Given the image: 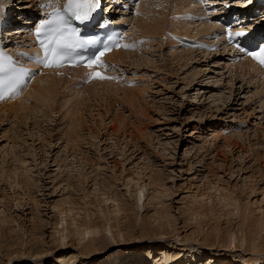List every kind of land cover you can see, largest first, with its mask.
<instances>
[{
	"label": "rangeland",
	"instance_id": "obj_1",
	"mask_svg": "<svg viewBox=\"0 0 264 264\" xmlns=\"http://www.w3.org/2000/svg\"><path fill=\"white\" fill-rule=\"evenodd\" d=\"M7 1L24 13L53 0ZM140 3L138 12L154 10L133 15L138 25L159 16L166 29L179 20L174 0ZM22 16L13 15L9 38ZM182 21L187 30L205 27L202 34L212 23ZM137 23L127 73L111 81L120 90L86 91L75 78L50 103L30 98L21 114L0 115V264L85 260L92 244L102 249L94 264L264 256V82L222 51L169 49L165 31L144 34Z\"/></svg>",
	"mask_w": 264,
	"mask_h": 264
},
{
	"label": "bare ground",
	"instance_id": "obj_2",
	"mask_svg": "<svg viewBox=\"0 0 264 264\" xmlns=\"http://www.w3.org/2000/svg\"><path fill=\"white\" fill-rule=\"evenodd\" d=\"M168 1V0H167ZM194 0H174V9H173V11H175V12H180V11H182V12H184L185 14H186V16L184 17V18H182L183 20H186L187 22H189L190 20H192V21H195V19H196V16H195V14H198V13H200V14H202L201 13V11L203 10V8H202V6H200V7H198L197 9H200L201 8V10H199V11H192L193 10V8H192V2H193ZM244 1V5H249L250 4V2H251V0L250 1H248V0H243ZM154 2H156L155 3V5H154V7H156L157 5H164V4H162V0H154ZM196 2V1H195ZM0 3H2V2H0ZM196 3H198V2H196ZM50 4H53V3H50ZM2 5H3V9H9L10 7L9 6H11L12 4L11 3H9V1H7L5 4H3L2 3ZM150 5V6H149ZM148 6H146L147 8V10H149V11H152V10H154V9H151L153 6L151 5V4H149ZM45 6V5H44ZM47 7V6H46ZM46 7H43L42 8V10L44 9V8H46ZM158 7V6H157ZM1 8V7H0ZM143 8V7H142ZM3 9H1L2 10V13L3 14H5L4 12H3ZM196 9V8H195ZM196 9V10H197ZM138 10V9H137ZM162 10V9H161ZM6 12V11H5ZM162 12H164V11H162ZM147 13V11L145 10L143 13L141 12L140 14L142 15V14H144V15H150V14H146ZM237 13V12H236ZM162 14V13H161ZM204 14V13H203ZM0 16H1V13H0ZM142 17H143V15H142ZM142 17H141V19H142ZM162 17H164V14H163V16ZM138 18V17H137ZM136 18V19H137ZM140 18V17H139ZM138 18V19H139ZM160 18H161V16H160ZM135 19V20H136ZM165 19V18H164ZM182 19L180 18V21H177V20H174L173 22H175V21H177V22H175L176 24H175V26L171 29L172 31L173 30H175V31H177V32H179V33H189V31L187 30V28H185L184 26H182ZM199 19V18H198ZM197 20V19H196ZM7 21V19H6V16H4L3 18H2V23L3 22H6ZM144 20H142V21H140L139 22V25L141 24V28L143 29V31L141 30V32H144V30H146L147 31V33L148 32H152V36H155V35H153V33H156V34H158V36H160L163 32H164V30H165V27H162V24L163 23H161V21H160V19H159V16H156V17H153V19L152 20H150V22H146V21H144ZM164 22H166V20H163ZM162 21V22H163ZM168 21V20H167ZM130 22H132V20L130 21ZM137 23V21H134V23ZM187 24V23H186ZM216 24V22H213V24L211 23V25H210V27L208 28V30L209 29H211L212 30V28H215V25ZM137 25H138V23H137ZM139 25H138V27H139ZM205 25H207V24H205ZM164 26V25H163ZM196 26H199V25H196ZM203 26V25H202ZM211 26H212V28H211ZM23 27H24V29H26V27H25V25H23ZM199 28V27H198ZM198 28H196L197 30H195V32L196 33H192L193 35H195V36H197L198 35V31H200V30H203V29H205V27L203 28V29H201V27H200V30H198ZM23 29V30H24ZM21 30V29H20ZM206 31V30H205ZM210 31V30H209ZM135 32V31H134ZM10 33V32H9ZM147 33H146V35H147ZM143 34V33H142ZM144 34H145V32H144ZM164 34H165V32H164ZM157 37V36H156ZM161 41V40H160ZM153 42V41H152ZM152 42H150V43H152ZM170 42L171 43H176V41H172V40H170ZM8 46H9V44H7L5 47L6 48H8ZM159 48V47H158ZM191 50H193V49H188V52L189 51H191ZM207 52V51H206ZM205 52V53H206ZM209 52V51H208ZM190 53H193V51H191ZM131 53H129L128 52V50L127 51H122V48L121 49H118V50H115V51H112L111 53H109L108 54V56H107V58H106V60H107V62H110V65L113 67V69H117V67L116 66H113V65H115V63L119 66V69L120 70H122V68L120 67V65H119V62H124V61H126L127 59H129V58H126V55H130ZM133 54V53H132ZM127 56V57H128ZM132 56V55H131ZM134 56V55H133ZM115 61V62H114ZM126 63V62H125ZM232 65H237V63H232ZM124 66V65H123ZM233 66V67H234ZM238 68H240V70L242 69V70H245L247 73L249 72V73H252L254 76H256V79L258 78V80L259 79H263V82H264V70L262 69V68H260V66H257V65H255L250 59H248V58H245L243 61H241V63H239L238 65ZM236 68V67H235ZM238 68H236V69H238ZM62 70H68V71H70V72H72L71 74V76L69 77V79H64V77L62 76V75H58L57 76V73H55V72H48V71H44V72H42V74L41 75H37L36 77H35V80L32 82V83H30L27 87H25V92H24V95L22 96V97H20L19 99H16V100H14V101H8V102H3V103H0V115H3V116H7V115H10V114H12V113H14L15 115H18V114H21V110L25 107L24 106V103H25V101L26 100H30V98H33L35 101H42L43 99L44 100H46L47 102H51L50 100L52 99V101H53V98H55L56 96H58L59 95V93H61V87H64L65 89H67L66 87H67V84H69L71 81H72V78L73 77H75V76H77V75H80V73L81 72H83V69L81 68V67H78V68H75V69H73V68H63ZM250 75V74H249ZM253 77V76H252ZM129 78V77H128ZM254 78V77H253ZM255 79V78H254ZM94 81V80H93ZM98 81V83L97 82H93L92 84H88V83H86L87 84V86H84V87H88V88H86V91H92L93 89H95V88H97V87H99L98 89H100L99 91L100 92H106V94H107V92L109 93V91H112V86H115L116 87V85H114V84H112L111 83V81H104V80H97ZM258 82V81H257ZM262 82V83H263ZM71 84V83H70ZM69 86V85H68ZM263 86H264V83H263ZM118 87V86H117ZM116 87V89H114L112 92H114L115 93V91H117V90H120V88H117ZM63 88V89H64ZM81 88H83L82 86H81ZM84 89V88H83ZM122 90V89H121ZM123 91V90H122ZM125 91V93H126V91H129L130 92V90H124ZM119 92V91H118ZM95 93V92H94ZM124 95V94H123ZM37 102V103H38ZM27 108V107H26ZM216 185H218V184H216ZM214 186V185H213ZM216 187V186H215ZM220 189V188H219ZM217 190V189H216ZM224 191V190H223ZM193 195V194H192ZM197 195H193L192 196V198L194 197V200H196V197ZM198 198V197H197ZM136 201L138 202V203H141V201L144 199V195H141V191L140 192H138V195L136 196ZM112 200V199H111ZM110 200V201H111ZM114 200H117V199H114ZM113 200V201H114ZM194 200H191V201H194ZM196 201H198V200H196ZM198 203H199V201H198ZM118 205H119V203H118ZM121 206V205H120ZM115 210V209H114ZM116 211H117V209H116ZM115 211V212H116ZM264 213V212H263ZM67 215V214H66ZM248 218V217H247ZM109 219V218H108ZM64 223H65V221H64V219H60V224H62V230L64 231ZM97 225V224H96ZM96 227V226H95ZM94 227V230H96L97 229V227L95 228ZM89 227L88 226H86V230H89L88 229ZM67 230V229H66ZM62 231V232H63ZM63 234V233H62ZM61 234V235H62ZM67 233H65V234H63L62 235V238H65ZM65 241V240H64ZM242 245H244L243 243H241V246ZM85 251H84V253H85V256L86 257H88V258H86L85 260L83 259H80V257H78V256H70V257H67V258H64V260H62V264H94V261L92 262L91 260H93L94 259V257H96V256H99V253L102 251V249L100 248V246H96L95 244H92V245H90V246H86V248L84 249ZM255 250V249H254ZM264 251V247H263V249L262 250H260L259 251V253L260 252H263ZM255 256H256V258H254L253 260H250V259H248L247 260V262H245V264H250L251 262L250 261H252L254 264H259V259L258 258H263L264 256H263V254H257V253H253ZM180 256H181V253H179V254H177L174 258H172L171 260L169 259V260H165L164 262H156V261H153V260H151V262L153 263V262H155V263H153V264H164V263H166V264H171L172 262H177V261H179V258H180ZM134 259V258H133ZM129 261H130V259H129ZM136 261H138L139 263L138 264H145V263H148L145 259H137ZM150 261V260H149ZM130 262H128V264H129ZM260 263L261 264H263L261 261H260ZM110 264V263H109ZM241 264V263H240Z\"/></svg>",
	"mask_w": 264,
	"mask_h": 264
},
{
	"label": "snow or ice",
	"instance_id": "obj_3",
	"mask_svg": "<svg viewBox=\"0 0 264 264\" xmlns=\"http://www.w3.org/2000/svg\"><path fill=\"white\" fill-rule=\"evenodd\" d=\"M96 6L95 0H68V11L74 12L77 20H86L90 12ZM43 7V6H42ZM62 19V17H58ZM49 21H41L40 26L36 28L35 32L37 39L40 42V46L43 49V56L39 54L35 57L36 61L43 67H60L63 62L68 58L66 50L68 48L78 46L68 43L64 35L58 34L59 29H50V34L44 38H41L44 25L48 24ZM230 33V39L232 36L240 37L245 36V32ZM112 47H120L119 42H115ZM124 47H131V45H124ZM237 48L240 51H245L244 48L240 47L237 43ZM111 51V47L105 46L103 51H100L94 58L89 59L86 62V66L89 69H93L94 66L99 68H107V65L103 63L101 57L105 52ZM249 56L257 60L259 63L264 65V45L259 46L257 51L247 52ZM26 75V70L17 68L11 63L10 57H0V100H4L6 96H12L16 94L19 86L23 83V78ZM89 79H114L115 77L106 76L102 71L95 70L89 73Z\"/></svg>",
	"mask_w": 264,
	"mask_h": 264
}]
</instances>
